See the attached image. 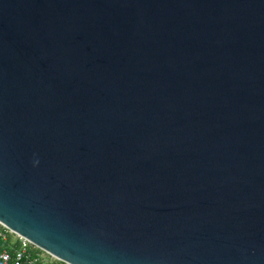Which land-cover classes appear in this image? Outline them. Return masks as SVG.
I'll use <instances>...</instances> for the list:
<instances>
[{"label":"water","instance_id":"obj_1","mask_svg":"<svg viewBox=\"0 0 264 264\" xmlns=\"http://www.w3.org/2000/svg\"><path fill=\"white\" fill-rule=\"evenodd\" d=\"M0 223L69 264H264V0H0Z\"/></svg>","mask_w":264,"mask_h":264},{"label":"built area","instance_id":"obj_2","mask_svg":"<svg viewBox=\"0 0 264 264\" xmlns=\"http://www.w3.org/2000/svg\"><path fill=\"white\" fill-rule=\"evenodd\" d=\"M9 233L14 234L0 223V238L6 239ZM14 235L18 238L20 246L16 249L11 247L10 251L13 252L8 250L1 252L0 264H69L41 250L28 240Z\"/></svg>","mask_w":264,"mask_h":264},{"label":"trees","instance_id":"obj_3","mask_svg":"<svg viewBox=\"0 0 264 264\" xmlns=\"http://www.w3.org/2000/svg\"><path fill=\"white\" fill-rule=\"evenodd\" d=\"M13 237H15V235L9 233L6 239L0 238V253L3 252L4 250H8V251L11 250L10 245L13 243ZM14 244L16 245V247L19 246V242L18 244L16 242ZM10 252H13V251H10Z\"/></svg>","mask_w":264,"mask_h":264},{"label":"crops","instance_id":"obj_4","mask_svg":"<svg viewBox=\"0 0 264 264\" xmlns=\"http://www.w3.org/2000/svg\"><path fill=\"white\" fill-rule=\"evenodd\" d=\"M15 242H16L17 244H18V242H19V240H18V238H16V236L13 237V243L10 245V249H11V247H13L14 249L19 248V246H20V242H19V246H18V247H16V245L14 244Z\"/></svg>","mask_w":264,"mask_h":264}]
</instances>
